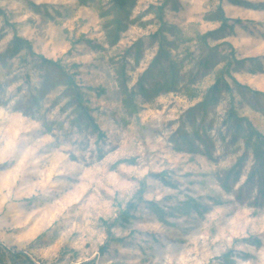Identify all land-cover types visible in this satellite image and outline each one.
I'll list each match as a JSON object with an SVG mask.
<instances>
[{
    "label": "rangeland",
    "instance_id": "1",
    "mask_svg": "<svg viewBox=\"0 0 264 264\" xmlns=\"http://www.w3.org/2000/svg\"><path fill=\"white\" fill-rule=\"evenodd\" d=\"M234 1L239 4L234 5ZM12 4L21 6L26 19H10L6 15L5 5ZM76 6L86 9L87 15L73 29L71 49L59 58H56L55 49L52 58L42 55L37 58L25 38L27 26L37 17L52 23L66 22L72 15L68 0H0V98L10 85L19 81L23 84L17 87V92L30 85V91L35 89L43 93L41 101L49 93L62 90L42 117L44 129L50 132L54 128H62L65 122L74 126L77 121L87 127L90 119L95 123L93 113L98 111L96 102L106 95V90L95 91L87 82L91 73L102 69L105 64L114 67L126 92L131 79L128 72L134 71L140 61L156 48L158 56L136 87L146 102L160 98L156 111L161 113L165 129L170 130L169 142L173 144V152L179 157L188 156L191 162L196 155L214 153L218 141L225 154L240 153L224 177L229 190L233 180H238L247 169L245 186L236 200L238 207L232 213L235 216L238 212V222L247 224L246 234L239 240H233L235 225H230L225 231L215 227L210 229L208 251L215 254L207 264H224L226 256L229 264H237V259L256 260L257 257L246 249H264V232L255 230L264 220V156L256 157L252 147L254 137L250 133L252 128L264 137V0H137L136 6L126 12L117 10L112 0H76ZM219 10L232 27L216 33L221 26L216 19ZM180 23L188 31L183 40L184 51L187 52L185 59L194 63L186 83L182 82L184 78L179 76L176 65L169 59L179 46L174 48L169 45L165 36ZM83 25L98 27H90L88 32L77 37L75 33ZM67 34L68 29H65ZM17 40L25 41L29 49L15 53L13 46ZM85 49L98 53L96 64H84L76 59L85 54ZM117 56L120 58L117 59ZM41 58L54 66L44 64ZM65 58L72 61L70 66L75 69L74 72L66 70ZM130 62L134 65L131 69ZM67 82L74 85V91ZM217 82L220 91L213 102L200 111L197 106L205 101L209 90ZM165 83H170L169 91H155ZM191 100L193 105L187 107ZM77 103L81 104V108ZM122 103L128 105L132 112L137 111L130 99L124 98ZM39 106L37 102V111ZM81 109L90 119L82 114ZM52 111L56 112V116L49 120L48 114ZM221 114L223 118L217 127ZM30 118L35 119L34 116ZM234 119L239 122L236 127ZM213 128L215 138L211 135ZM143 134L144 130H141ZM3 144L0 138V156ZM258 149L264 152V146ZM72 159L75 160V157ZM103 159V155L93 157L83 164V169L96 167ZM14 163L0 160V245L7 252H22L35 264H105L106 259L113 258L109 255L113 229L126 230L133 224L148 222L140 201L136 199L124 204L110 221L103 216H89L83 210V205L96 194L104 202L111 201L113 206L119 207L124 190L110 194V174L118 171L121 164L125 167L137 166V156L121 157L106 169L98 168L87 176L83 171H77L71 177L53 175L49 182L55 187H46L44 192L37 188L36 194L31 196L21 195V190L45 178L33 174L31 169L14 173ZM196 175L199 179L190 181V187L184 189L181 181L174 179L175 172L172 170L150 173L152 179L160 181L162 187L169 190L165 201L184 195L192 190V186L206 179L202 173ZM81 184L87 187L78 193L74 186ZM148 187L144 185L141 189V200ZM10 194L29 213L25 217L26 223L14 222L7 215L5 197ZM77 194L80 197L78 200L75 199ZM69 200L71 203H68ZM180 204L189 210L203 207L205 212L208 211L207 206L193 196H186ZM110 210L104 209L105 214ZM127 211L130 218L122 223L121 214ZM93 220L95 223H92ZM66 225L78 226V230L73 232L74 242L57 243ZM104 236L109 240L100 243Z\"/></svg>",
    "mask_w": 264,
    "mask_h": 264
},
{
    "label": "clouds",
    "instance_id": "2",
    "mask_svg": "<svg viewBox=\"0 0 264 264\" xmlns=\"http://www.w3.org/2000/svg\"><path fill=\"white\" fill-rule=\"evenodd\" d=\"M68 6L72 10V15L66 22L52 23L37 17L27 26L25 38L31 44L37 58L41 55L52 58L54 49L56 58H59L71 49L73 29L77 27L78 21L86 17L87 10L78 9L76 0H68ZM5 10L10 19H26L19 5H5ZM90 27H98V25H83L75 35L78 37L81 33L88 32ZM65 29H68L67 36ZM187 35L188 31L182 23L165 34L169 45L174 48L179 46L169 59L176 65L178 74L184 78L182 82L185 83L194 66L193 62L185 59L187 52L184 51L183 40ZM83 51L85 54L76 58L79 62L89 65L97 63L98 53L86 49ZM157 56L158 51L153 48L134 71L128 72L131 79L127 83L126 92L120 84L114 67L105 64L102 69L91 73L87 82L95 91L106 90V95L96 102L95 107L98 111L93 113L95 123L90 120L87 127L77 121L74 126L65 122L62 128H54L50 132L44 129L42 117L62 90L49 93L41 101L40 97L43 93L35 89L30 91V85H25L17 92V87L23 84V81H19L10 85L0 98V138L4 141L0 160L14 161L12 168L14 173L19 174L31 169L33 174L45 178L25 186L21 190V195L31 196L36 194L37 188L44 192L46 187H55L49 182V178L53 175L71 177L77 171H83L87 176L98 168L106 169L121 157H138L137 166L125 167L121 164L118 171L110 174L112 177L110 194L120 189L124 190L119 207L113 206L111 201L104 202L99 194L91 197L83 205L87 215L103 216L108 221L132 199L140 201V206L144 210L148 222L133 224L126 230H112L109 255L113 258L106 259L105 264H207L210 257L215 254L208 251L210 229L215 227L219 231H225L230 225H235L236 230L232 232L233 240H239L246 234L247 224L238 222L240 215L238 212L235 216L232 213L238 207L236 200L245 186L247 169L238 180H233L230 190L224 180L240 153L225 154L223 146L217 141L214 153L205 152L196 155L191 158V162L188 156H177L173 152V144L169 142L170 130L165 129L161 113L156 111L157 105L161 102L160 98L146 102L138 91L136 86ZM119 58L117 56V59ZM71 63V60L65 58L66 70L74 72ZM132 67L134 65L130 62L129 68ZM32 83L35 84L36 81L33 80ZM124 98L130 99L137 111L132 112L128 105L122 103ZM37 102L40 104L38 111ZM191 105H193L192 100L188 101L187 107ZM113 113H115L114 117ZM32 116L35 119L30 118ZM55 116L56 112L52 111L48 114V119L51 120ZM222 118L223 114L217 119V127ZM60 119L63 120V117ZM141 130H144L143 135ZM157 131L159 134H156ZM211 135L215 138V128ZM101 155L104 159L100 165L83 169L84 163ZM72 157H75V160ZM165 169L175 172L174 179L180 180L184 189L190 187V181L199 179L196 174L202 173L206 179L192 186V190L185 192L184 195L165 201L164 197L169 195V190L163 188L160 181L150 176L152 172H162ZM144 185L149 187L141 200L140 191ZM74 187L78 193H82L87 185ZM186 196L199 198L202 204L207 206L208 211L205 212L203 207L196 210L186 209L180 204ZM79 198L77 194L75 199ZM68 203H71V200ZM5 208L7 215L14 222H27L25 217L29 213L15 202L12 194L5 197ZM106 208L111 209L107 215L104 212ZM198 212L203 214L198 215ZM92 223H95V220ZM76 230H78L77 225H66L57 243L61 241L73 243V232ZM255 230L264 232V220ZM100 231L103 232L104 229L101 228ZM216 239L218 240L219 236ZM108 240L109 237H101L100 243ZM237 247L239 248L240 245ZM246 250L253 253L257 259L254 261L237 259V264H264V249L256 251L247 248ZM124 257L132 258L124 259Z\"/></svg>",
    "mask_w": 264,
    "mask_h": 264
},
{
    "label": "trees",
    "instance_id": "3",
    "mask_svg": "<svg viewBox=\"0 0 264 264\" xmlns=\"http://www.w3.org/2000/svg\"><path fill=\"white\" fill-rule=\"evenodd\" d=\"M136 3H137V0H112L113 6L117 10L122 11V12H126V11H129V10L133 9L136 6ZM233 4L237 5V4H239V2L234 1ZM240 5H241V3H240ZM246 5H248V4H246ZM216 19L221 25L219 30H218V32H216V33H221V31H223V30L225 31V30L230 29L232 27V26L228 25V21L223 17V14H222V12L220 10H219V13L217 14ZM27 47H29V46H28V44L25 41L17 40L14 43L13 51L15 53H18L20 51L29 49ZM42 61L46 65L54 66V64L52 62H50V61H47V60H44V59H42ZM67 85H68V87H70V89L72 91L75 90V87H74V85L71 82H67ZM218 85H219V82H217L209 90L208 95L204 98L205 101H207V102L205 103V101H204L202 104H199L197 106V107H199L198 109L200 111H203L205 106L208 103H212L213 102V100L215 99L216 94L220 91ZM224 85L226 87V84H224ZM141 89H142L141 91H143V88H141ZM163 89H167L169 91L171 89L170 83L169 84L165 83V84L159 85L158 88L155 91L157 92V91H160V90H163ZM80 105H81L80 103H77V106H80ZM80 108H81V106H80ZM80 111H82V114L85 117L90 119L86 114H84L85 113L84 109H81ZM240 121H244V120H240ZM91 122H92V120H91ZM234 122H235V124H234L235 127L239 125V122H237L236 119H234ZM250 133H251V136L254 137V144H252V147L254 149L256 157H258V158L263 157L264 156V152L260 151L258 148H259V146H264V137H262L256 131L252 130V128H250ZM260 163L262 164L263 161H261ZM129 218H130V216H129V212L128 211L127 212H122V214H121V222L122 223L128 222ZM102 251H104V248H102ZM227 259H228L227 256L223 258L224 264H229L230 263L229 260H227ZM7 263L8 264H35L26 254H24L22 252H17V253L16 252H10V251L7 252L0 245V264H7Z\"/></svg>",
    "mask_w": 264,
    "mask_h": 264
}]
</instances>
